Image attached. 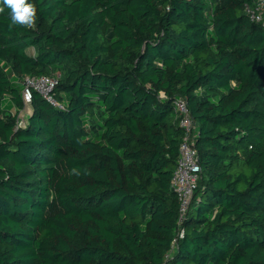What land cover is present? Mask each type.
<instances>
[{
  "label": "trees",
  "instance_id": "1",
  "mask_svg": "<svg viewBox=\"0 0 264 264\" xmlns=\"http://www.w3.org/2000/svg\"><path fill=\"white\" fill-rule=\"evenodd\" d=\"M255 2L28 0L33 27L4 7L0 264H264ZM34 75H59L57 104L34 91L20 124ZM179 98L202 167L182 220Z\"/></svg>",
  "mask_w": 264,
  "mask_h": 264
},
{
  "label": "built area",
  "instance_id": "2",
  "mask_svg": "<svg viewBox=\"0 0 264 264\" xmlns=\"http://www.w3.org/2000/svg\"><path fill=\"white\" fill-rule=\"evenodd\" d=\"M245 9L252 20H263L264 0H256L253 5L247 4ZM58 78L59 75L26 76L23 80L22 90L25 101H31L34 91H38L49 101L57 104L53 91L58 84ZM175 112L179 118V124L184 129L179 148L180 156L172 178V186L180 201V220H182L198 185L202 167L196 148V123L190 112L188 102L183 98L175 100ZM183 235L182 230L178 238L175 239L174 246Z\"/></svg>",
  "mask_w": 264,
  "mask_h": 264
},
{
  "label": "clouds",
  "instance_id": "3",
  "mask_svg": "<svg viewBox=\"0 0 264 264\" xmlns=\"http://www.w3.org/2000/svg\"><path fill=\"white\" fill-rule=\"evenodd\" d=\"M0 13L6 6L11 10L10 18L13 24L25 27H33L36 21V7L28 3V0H0Z\"/></svg>",
  "mask_w": 264,
  "mask_h": 264
},
{
  "label": "rangeland",
  "instance_id": "4",
  "mask_svg": "<svg viewBox=\"0 0 264 264\" xmlns=\"http://www.w3.org/2000/svg\"><path fill=\"white\" fill-rule=\"evenodd\" d=\"M26 102H27L28 105H27V107L25 109H23L21 111L20 118H19V123L20 124L24 123L27 120V118H28V116L30 114L31 101H26Z\"/></svg>",
  "mask_w": 264,
  "mask_h": 264
},
{
  "label": "crops",
  "instance_id": "5",
  "mask_svg": "<svg viewBox=\"0 0 264 264\" xmlns=\"http://www.w3.org/2000/svg\"><path fill=\"white\" fill-rule=\"evenodd\" d=\"M31 50L34 51V48H31ZM27 105H28V104H27V102H26V104H25V108L27 107ZM25 108H24V109H25ZM31 111H32V104H31V108H30V113H31Z\"/></svg>",
  "mask_w": 264,
  "mask_h": 264
}]
</instances>
